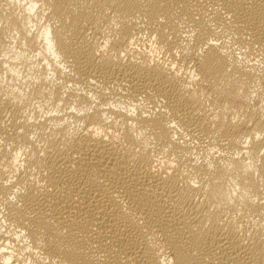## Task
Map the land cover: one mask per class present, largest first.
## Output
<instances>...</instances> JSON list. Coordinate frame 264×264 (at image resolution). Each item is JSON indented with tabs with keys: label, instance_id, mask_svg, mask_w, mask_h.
Here are the masks:
<instances>
[{
	"label": "bare ground",
	"instance_id": "obj_1",
	"mask_svg": "<svg viewBox=\"0 0 264 264\" xmlns=\"http://www.w3.org/2000/svg\"><path fill=\"white\" fill-rule=\"evenodd\" d=\"M0 264H264V0H0Z\"/></svg>",
	"mask_w": 264,
	"mask_h": 264
},
{
	"label": "rangeland",
	"instance_id": "obj_2",
	"mask_svg": "<svg viewBox=\"0 0 264 264\" xmlns=\"http://www.w3.org/2000/svg\"><path fill=\"white\" fill-rule=\"evenodd\" d=\"M16 9H18V7H16ZM31 115H33V114H31Z\"/></svg>",
	"mask_w": 264,
	"mask_h": 264
}]
</instances>
